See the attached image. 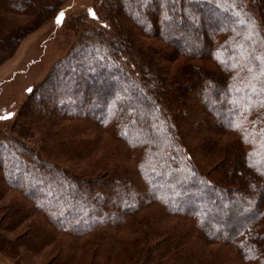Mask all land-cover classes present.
<instances>
[{"label": "trees", "instance_id": "trees-1", "mask_svg": "<svg viewBox=\"0 0 264 264\" xmlns=\"http://www.w3.org/2000/svg\"><path fill=\"white\" fill-rule=\"evenodd\" d=\"M172 1L119 0L117 8L113 4L108 7L113 21L110 32L98 14L91 15L97 16L101 25L85 28L82 42L31 94L27 106L36 107L37 111L30 113L34 108H26L27 115H19L9 132L0 133V195L10 190L21 192L26 211L22 207L15 210L14 220L43 216L55 233H64L75 242L71 247L84 246L82 249L91 255V261L97 258L104 264L112 261L114 254L123 252L121 234L130 232L134 235L130 245V249L134 248L131 253L134 264H228L222 252L212 246L225 247L241 264H264V76L256 75L259 70L254 63L264 54L251 47L246 49L248 59L234 58L241 45V18L246 13L241 11L242 0L228 1V12L221 6L214 7L209 0H183L186 4L179 9L171 5ZM32 2L0 0V64L16 52L27 35L47 21L56 20L62 12L61 5L39 4L57 0ZM193 5L197 6V12ZM125 9L142 12L138 18L127 15L126 27L120 18L124 17ZM150 10L152 21L147 16ZM180 11L199 25L202 32L189 31L183 23H177L176 13ZM28 12H32L33 20L25 26H14L13 19H8ZM261 15L264 16L262 11ZM231 17H235L234 22ZM258 17L246 15L248 26L256 31ZM224 19H228L229 25ZM182 29L191 34L185 46L178 36ZM136 32L141 33L143 40L161 38L173 54L153 47L148 49L150 55L143 53L141 41L136 43L139 40ZM135 49L141 51L138 58L152 62L153 67L152 53H156L160 61L166 57L167 62L176 55L206 60L211 57L212 62L214 58L215 64H221L223 72L215 76L197 70V75L188 67L185 78L193 80L195 74L193 81L201 88L193 102H189V93L176 84L166 94L147 95L145 88L146 92L150 89L145 75L141 81L132 82L128 74L127 68L133 63L131 50ZM137 63V74L143 73L141 62ZM162 69L161 75L153 74L155 90L172 86L167 79L170 69L167 66ZM253 91L261 99L250 97ZM143 94L148 99L140 103ZM200 99L207 101L200 103ZM157 103L160 108H155ZM226 103L231 106L226 107ZM190 106L199 111L195 114L197 118L187 113ZM176 119L181 123L179 133L174 129ZM66 123H81L103 131L126 149L133 167L125 166L121 162L123 155L118 152L100 155L98 165L86 166V170L91 168L89 174L86 170L71 172L53 162L50 157L67 159L68 152L71 159L81 162L92 155L91 147L84 152L80 148L88 142L74 139L80 135H73L64 143L55 138L54 131ZM33 125L51 136L54 145L63 144L60 151L53 148L47 157L42 149L29 144L26 139L31 136L25 134ZM227 136L232 141L222 142ZM194 148L201 155L197 164L190 163L189 150ZM24 166L31 172L22 177L19 170ZM208 177H212L213 184ZM231 185L239 186L244 195H228L226 187ZM156 204L165 216L189 220L190 226L186 228L184 223L160 231L153 220L138 219V214ZM64 216L73 221L59 225ZM32 231L30 240L50 236L38 225ZM117 264L126 261L118 260Z\"/></svg>", "mask_w": 264, "mask_h": 264}, {"label": "rangeland", "instance_id": "rangeland-1", "mask_svg": "<svg viewBox=\"0 0 264 264\" xmlns=\"http://www.w3.org/2000/svg\"><path fill=\"white\" fill-rule=\"evenodd\" d=\"M18 1H23L26 4L32 2L33 0H17V2ZM209 1H212L210 3L214 5V7L221 6L225 12H228V1L230 0ZM252 1L253 0H242L241 11L243 10V12L245 11L246 13H244L243 19L241 18V20L243 21L242 28L240 29L241 31H239V36L241 37V45L235 50L234 58L238 57L242 59H248V52L246 51V49H251V47L258 48L259 51L264 54V16L262 17L261 15V11L264 15V0ZM40 3H54L58 6L61 5L59 6V8L64 13V18L59 24L56 22L57 18L56 20L51 19L44 25H42L40 29L27 35L20 43L16 52L0 64V116L6 115L8 113L12 114V117L10 119L0 120V133L9 132L11 130L10 126L13 125L19 115L24 116L28 114V112H26V108L33 107L27 106V102L29 101L31 94L46 81L55 67L61 61L67 58L68 55L73 51V49L82 42L81 38H84V35L86 34L85 28L92 29L95 26L99 27L101 25V23L96 20L97 16L92 17V14L90 13L98 14L100 19L107 23L106 30L110 32L113 30V21L112 13L108 10V7H110L111 4H113V7H116V4L121 2H119V0H57V2H39V4ZM184 3L186 4V2H184L183 0H174L172 1L171 5L175 4L179 9V7H182ZM123 4H128V2H123ZM195 7L197 6L195 5ZM195 7L193 5V10L197 12V9H195ZM115 11L119 12V10L117 9ZM115 11H113L114 14L116 13ZM124 13V17L121 16L120 18L123 20L125 27L126 22L124 20L127 15L128 17L133 16L135 18H138V16L142 14V12H136V10L132 9H125ZM32 15V12H28V14L26 15L7 18L11 20L13 19L12 25L14 26H25L26 24H30L33 20ZM246 15H252L253 17H258L260 15V18L258 17V23L256 25L257 31L251 25L248 26L249 21L246 19ZM147 16L151 20V18L153 17L151 10L147 12ZM176 19L177 23L181 22L184 24V29L187 28L189 31L195 30L198 32H202L200 31L201 27L199 25L197 26L188 18V16L184 15L183 12H177ZM234 19L235 17H231L230 21L234 22ZM227 20L228 19H224V23L226 25L228 23ZM173 21L174 20H172V23H174ZM184 29H182V34L178 35L179 38L182 39L183 46L190 42V37L188 36L189 32H184ZM136 34L139 37V40L136 43L139 44V42L141 41L140 44H143L142 46H144L141 50L143 53L146 52L149 54L148 49L150 47H153L154 50L162 49L164 51H166L167 49H172L170 46H167L164 42H162V40H160L161 38L159 37V39L148 38L143 40L140 39V37H142L140 32H136ZM259 36L261 37V40ZM220 49L221 48H219L218 50ZM131 51L133 52V63L135 65L133 63L129 64L130 69L127 68L129 77L133 82L135 79L137 81H141L144 78L143 75H145L146 80L148 81V87L150 89V92H146L148 90L147 88H145V93H147V95H155L156 93L160 95L161 92H164L166 94L167 92H170L173 89V86L176 84L178 85V88H184V90L189 93V102H193V97H198V92L201 88L200 85L196 86L194 83V76H196L195 74L192 75L194 81L185 78L186 73L188 72L187 69L189 70L188 67L196 71L197 75H199L197 70H205L208 73H213L215 76L219 75L218 72H223L220 68L221 64L220 66L215 64L217 60L214 58L212 62L211 57H209L210 60H206L176 55V57H174L172 61L170 60L171 62H167L166 57H164V60L162 59V61H160L161 57L157 56L156 53H152L155 61V67H153L152 62L148 63L145 62L141 57L138 58L141 52L140 50L135 49ZM187 51L188 50H186V52ZM169 52V54H173L171 51ZM216 55L218 56L219 54L216 52ZM220 57L223 59L222 56ZM222 59L219 61L220 63L222 62ZM137 62H141L143 73L137 74V70L135 68L138 64ZM159 62L161 64V68L159 67ZM254 63L259 70L256 75L264 76V55L263 58L259 55L258 61L256 60ZM165 66L170 69L167 79L171 81L172 86L170 85V87H165V90H162V88H160V90H155V88H153V84L155 82V77H153V74H160V69L161 71H163L162 68H164ZM222 75L224 74L222 73ZM175 77H178L176 81H174ZM224 79L227 81V78L225 76ZM260 84L262 83L260 82ZM209 85L212 86L213 84L209 82ZM262 85V87L264 88V83ZM210 91L211 92L209 94L212 98L214 93L211 88ZM253 92L250 97L261 99L258 93ZM142 96H144V98H139V102L145 103V98L146 101L148 98L144 94ZM236 97L238 99L240 98L238 96ZM201 99L200 103H204V101H207L202 100L201 102ZM148 104H150V107L152 106L151 103ZM218 105H220V103H214V106ZM225 105L226 107L231 106V104L229 103H226ZM156 107L160 108V103H157V105H155V108ZM33 108L34 109L30 111V113H35L37 111L36 107ZM187 113H191V117L197 118L195 114L199 113V111L195 112L190 106L189 110H187ZM213 116L215 120H218L216 118L217 116ZM180 124L181 123L176 119L174 129L175 131L177 130V133L181 132ZM32 128V130L26 131L25 135L31 136L30 138H27L26 141L29 144H32V146L36 149H42L41 151L44 152V156L47 155V153L51 155V149L53 148L58 152L60 151V147H63V144H61V146L54 145L52 142L53 140L50 139L51 136L49 137L48 134L45 133V131L42 130L40 126L33 125ZM188 131L187 133H189ZM214 131V134H216L218 137V132L216 130ZM54 132L57 133V136L55 138L62 141L61 143L69 141L70 137H73V135H80L81 137H74V139L77 141L79 140V143L88 142V146L82 145L80 147L83 152L91 147L92 155L87 161L81 162L82 160L78 161L71 159L70 152H68L69 157H67V159H55L53 157L49 158L53 162L65 167L71 172L75 171L76 173H81L86 170L87 165H91L94 168V166L100 163V155H102L103 153H105V156H108L118 152V155H123V157H121V162L123 164H126L125 166L129 167L130 169L133 167V163L126 156V149L122 148L121 144H117L108 135H106L99 129L91 128L81 123H66L65 126H59L58 130H55ZM224 140L226 142H231L232 137L227 136L222 139V142H224ZM107 148H109V150H106ZM112 150L114 152L111 153ZM197 150L198 149L195 148L189 150L191 156L190 163L192 164H197L199 161L198 158H200L201 156L197 152ZM107 152H110V154L106 155ZM10 156L8 155L7 159H9ZM20 169L21 170L19 171L22 172V177H25L26 175H28V173L31 172L30 168H26L25 166L21 167ZM90 170L91 168L86 170L85 172L89 174L88 171ZM209 170H211V168ZM208 180H210V183H214V181H212V177H208ZM226 188L228 189V195H244L243 192H241L242 189L239 188V186L231 185L227 186ZM44 193L48 194V191H44ZM235 198L238 197L236 196ZM22 203H24V197L21 192L10 190L0 195V264H92L93 261L95 262L94 264H104L101 263L102 261L99 258L91 261V255H89V253L85 251L86 249H82V247L84 246L78 245L71 247L75 242L72 243L71 239L68 238V235H65L64 233H55V230L53 228L52 230L50 228L51 226L46 224L43 216L41 215H33L23 221H21L20 219L14 220V214H16L15 210H20V207H22L21 209L23 211H26V205ZM137 217L140 220H153L152 222H154V224L160 231H163L166 228L168 229L171 227H179L184 223L186 224L187 228V226L191 223L188 222L189 220L183 221L175 217L173 218L165 216L162 212V208L157 204L152 205V208L148 209L146 212L138 214ZM76 219H78L77 215L75 216V220ZM71 221L73 220H69L64 216L60 219L58 224L66 225L70 224ZM84 222L87 224L86 221ZM37 225L46 229L48 233H50V236L48 237L43 235V238L41 237L40 240H37V238H33V240H30L29 237H32L31 232H33L32 227H35ZM134 232L136 231L134 230ZM131 235L132 233L130 234V232H123L121 234V236H123L122 240L124 243V246L121 247V250L123 252L119 253L118 251V253L114 254V259L112 261L105 262V264H117L118 260L122 261L123 259H125L126 264H129V261L131 262V264H134L131 257V253L134 248L130 249V245L133 244V241L131 240L134 239V235ZM137 236L140 235L138 234ZM2 237H4L5 239L2 240ZM157 239V237H154L155 242H157ZM212 248L222 252L228 264H241V262L238 261L239 259L237 258V256L235 257L234 255H232L231 252L225 247L220 248L218 246H212Z\"/></svg>", "mask_w": 264, "mask_h": 264}, {"label": "snow or ice", "instance_id": "snow-or-ice-1", "mask_svg": "<svg viewBox=\"0 0 264 264\" xmlns=\"http://www.w3.org/2000/svg\"><path fill=\"white\" fill-rule=\"evenodd\" d=\"M90 14H92L93 16L95 15L94 13H90ZM63 18H64V13L63 12H61L60 14H59V16L57 17V23L59 24V23H61L62 22V20H63ZM12 117V114L11 113H8V114H6V115H3V116H0V120H8V119H10Z\"/></svg>", "mask_w": 264, "mask_h": 264}]
</instances>
